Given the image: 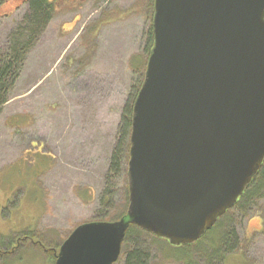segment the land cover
<instances>
[{"label": "rangeland", "instance_id": "obj_1", "mask_svg": "<svg viewBox=\"0 0 264 264\" xmlns=\"http://www.w3.org/2000/svg\"><path fill=\"white\" fill-rule=\"evenodd\" d=\"M57 1L36 28L24 0L0 5V64L23 46L0 108V264H53L77 225L116 221L128 205L119 127L145 71L153 0ZM224 223L239 250L213 264H264V196ZM141 243L147 264L185 263L168 241Z\"/></svg>", "mask_w": 264, "mask_h": 264}, {"label": "water", "instance_id": "obj_2", "mask_svg": "<svg viewBox=\"0 0 264 264\" xmlns=\"http://www.w3.org/2000/svg\"><path fill=\"white\" fill-rule=\"evenodd\" d=\"M152 33L132 109L126 212L77 225L53 264H114L130 225L192 243L264 159V0H153Z\"/></svg>", "mask_w": 264, "mask_h": 264}, {"label": "trees", "instance_id": "obj_3", "mask_svg": "<svg viewBox=\"0 0 264 264\" xmlns=\"http://www.w3.org/2000/svg\"><path fill=\"white\" fill-rule=\"evenodd\" d=\"M2 4V0H0V5ZM30 15L27 21L30 26L38 27L42 26L43 22H47L51 18V9L50 6L45 2V0H30L28 2ZM153 7V4H152ZM153 9L151 14V22H152ZM153 45V33H152V24L147 32V43L146 50L149 55L150 49ZM21 48L23 46H19L18 43H14L13 57L0 64V108L3 104H5L10 99L6 97V86L12 77H14L15 73V63L18 54L21 53ZM19 50V51H18ZM148 57V56H147ZM147 62V61H146ZM17 73H15V77H17ZM144 77V74H143ZM143 78L139 81L138 87L134 90L133 94L130 96L127 101L121 118L120 123V140L123 141V145L125 151L128 154L129 149V135L131 130V117H132V109L133 103L136 98L137 92L142 84ZM117 148V147H116ZM125 153V152H124ZM113 158H116V154L113 155ZM264 196V159L257 170V172L253 175L251 181L245 186L241 195L237 198V200L229 207L223 215L217 218L214 225L207 230L202 236H200L196 241L189 244H181L178 246H173L175 252V256L180 257L185 261L184 264H196L193 259V255L195 252H198L199 256L202 255L204 257V261L207 264H213V262L217 259L223 262V259L227 254L238 251L239 247L237 244V239L232 238V231H226L224 228L225 223L224 220L227 219L228 214L232 211L241 212L247 214L248 211L256 204V202ZM127 201H128V190H127ZM127 207V205H126ZM127 209V208H126ZM126 212V211H125ZM125 214V213H124ZM123 214V215H124ZM122 215V216H123ZM121 216V217H122ZM120 217V218H121ZM224 224V226H223ZM223 226V227H222ZM217 228L219 231V235L213 237L209 231L211 229ZM145 236H153L156 239L165 240L163 238H158L152 233H149L143 230L140 227L135 225H130L125 232V236L123 238L121 253L118 260L114 264H147L148 258V250L141 243L142 238ZM234 237V236H233ZM197 249V251H195ZM51 259L55 260L54 250L50 249Z\"/></svg>", "mask_w": 264, "mask_h": 264}, {"label": "flooded vegetation", "instance_id": "obj_4", "mask_svg": "<svg viewBox=\"0 0 264 264\" xmlns=\"http://www.w3.org/2000/svg\"><path fill=\"white\" fill-rule=\"evenodd\" d=\"M10 1L11 0H2V4H8ZM29 1L30 0H24V2L27 3V4H28ZM85 1H87V0H67V3H62L61 7L65 6V5H75V4L77 5L78 3L79 4L80 3H84ZM45 2L50 6V9H51V12H52L51 15H53V12L55 13L56 9L59 6L58 1L57 0H45Z\"/></svg>", "mask_w": 264, "mask_h": 264}, {"label": "crops", "instance_id": "obj_5", "mask_svg": "<svg viewBox=\"0 0 264 264\" xmlns=\"http://www.w3.org/2000/svg\"><path fill=\"white\" fill-rule=\"evenodd\" d=\"M7 102H8V101H7ZM7 102H6V103H7ZM6 103H5V104H6ZM5 104H4V105H5Z\"/></svg>", "mask_w": 264, "mask_h": 264}]
</instances>
